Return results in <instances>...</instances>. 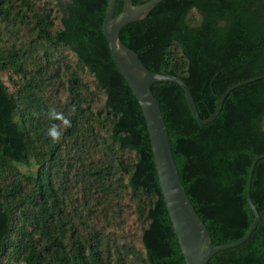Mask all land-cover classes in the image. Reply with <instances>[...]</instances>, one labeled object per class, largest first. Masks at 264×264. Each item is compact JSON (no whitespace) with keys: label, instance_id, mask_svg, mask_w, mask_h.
<instances>
[{"label":"trees","instance_id":"1","mask_svg":"<svg viewBox=\"0 0 264 264\" xmlns=\"http://www.w3.org/2000/svg\"><path fill=\"white\" fill-rule=\"evenodd\" d=\"M106 7L0 0V264H185L142 111L102 32ZM119 38L149 72L181 79L202 120L229 87L264 77V0H165ZM151 92L213 244L240 240L264 155V79L231 91L206 126L178 85ZM250 199L255 230L208 264H264V157Z\"/></svg>","mask_w":264,"mask_h":264},{"label":"water","instance_id":"2","mask_svg":"<svg viewBox=\"0 0 264 264\" xmlns=\"http://www.w3.org/2000/svg\"><path fill=\"white\" fill-rule=\"evenodd\" d=\"M165 0H149L134 6L132 0H122L120 13L114 16L116 0H107V7L102 23V32L107 41L110 56L129 85L142 111L150 141L152 157L163 202L177 239L185 264H208L217 253L232 249L244 243L260 222L256 208L250 199V184L256 162L264 157H256L250 165L246 183V201L253 215V222L246 234L238 241L225 245H214L211 236L196 213L185 189L180 181L177 167L172 155L168 131L155 100L151 86L156 83H173L178 85L185 97L189 111L195 121L206 126L217 117L228 94L246 84L264 79L255 77L229 87L218 98L217 105L209 118L202 120L197 112L193 97L188 86L179 78L149 72L138 55L123 45L119 38L120 31L130 23L141 21L160 2ZM200 1V0H183Z\"/></svg>","mask_w":264,"mask_h":264},{"label":"clouds","instance_id":"3","mask_svg":"<svg viewBox=\"0 0 264 264\" xmlns=\"http://www.w3.org/2000/svg\"><path fill=\"white\" fill-rule=\"evenodd\" d=\"M65 124H67L68 123V121L65 119L64 121H63ZM49 136L52 138V139H58L59 138V136H60V132H58L57 130H56V127L55 126H53L51 129H49Z\"/></svg>","mask_w":264,"mask_h":264}]
</instances>
